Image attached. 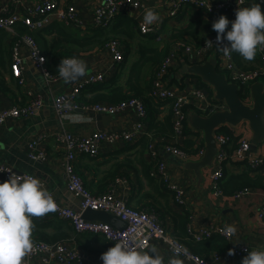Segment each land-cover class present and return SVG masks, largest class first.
Wrapping results in <instances>:
<instances>
[{
  "label": "built area",
  "instance_id": "built-area-1",
  "mask_svg": "<svg viewBox=\"0 0 264 264\" xmlns=\"http://www.w3.org/2000/svg\"><path fill=\"white\" fill-rule=\"evenodd\" d=\"M83 0L66 4L60 0H36L31 4L24 3L23 0H9L0 5V29L9 31L13 37L11 46V70L20 86L27 84L28 69L33 68L38 71L47 84H52L62 77L56 72H52L48 65L47 55L44 53L39 40L32 34L50 25L54 20L71 26L81 32L88 31L94 27H108L120 14L121 10H126L130 16L137 21L138 28L142 34L156 35V40L160 41V22L151 25L144 23V15L147 5L142 0H105L104 3L96 7L91 19L85 17L79 4ZM168 16L177 17L179 14L195 9L203 14L219 18L226 16L229 21L235 19V12L238 8L250 7L256 0H168ZM9 3L13 4L12 7ZM135 11V13H132ZM21 23L27 27V31L19 32L16 25ZM217 34H210L199 45L196 46L188 41H178L172 44L170 53L157 67L152 79L150 95L156 100L171 101L172 106V126L173 135L170 138L154 139L148 145V155L153 164L151 176L159 179L174 194V201L178 207L185 208L188 203L187 191L184 186L174 182L168 170L164 155L173 154L180 159L195 157L200 159L206 150L203 134L195 138V152L189 153L185 149V141L188 139L187 114L191 110L197 111L203 116H207L214 111L226 108V104L213 97L206 87H200L195 77L183 79L181 85H171L169 82V72L176 69L182 63L204 62L208 56L218 57V68L227 74L229 80L240 87L249 86L256 80L264 81V46L258 48L260 64L253 69H243L237 66L234 61V53L224 55L220 50L223 45L216 44ZM212 41L209 46L206 41ZM227 44V41H224ZM115 63L122 62L125 58L124 48L120 40L111 39L105 44ZM81 60L80 51L71 56ZM110 68V67H109ZM105 72H92L87 78L75 83L67 90L57 94L53 98V107L57 115L63 119L72 111H82L83 113L119 114L126 111H134L135 120L129 128L117 130H96L87 136L75 135L65 130L56 132L55 137L65 150L63 166L65 171L66 186L71 191L80 196L78 208L63 205L56 198L54 192L44 187L53 196L57 211L51 212L58 218L68 221L79 233H92L105 237L112 243L121 241L127 242L137 249L147 250L152 241L163 240L170 252L173 254L174 247L188 249V256L180 258L190 264H213L209 258L200 256L191 251L181 240L168 232L164 222L154 210L135 207L126 199L118 196L113 187L105 192L93 193L84 183L81 175L76 170V162L80 155L96 157L103 144H114L119 141L134 142L139 140L144 133L147 106L142 98L131 97L121 102L97 101L80 102L79 94L86 87L104 82ZM29 101L24 104H13L11 106L0 107V128L9 121L19 117H30L38 114L44 106V98L41 93L30 89L27 92ZM250 103V95L245 99ZM239 131L230 129L229 132L217 131L219 153L215 157L213 169L208 173L210 180L209 188L216 196H225L221 181L224 170L229 163H237L252 172L262 171L264 174V140L256 149L251 148V138L253 132L247 122L242 123ZM49 138L48 132H41L34 139L28 142L27 152L31 159L44 162L48 159L43 143ZM8 170H13L22 176H33L27 172H18L14 167L0 163V177L3 180L9 178ZM253 189L244 188L231 195L236 200L242 199ZM264 198V191H262ZM87 209L105 211L118 216L126 222L123 229L116 228L110 223L98 220H89L84 217ZM258 217L264 219V202L258 211ZM194 215L191 213L188 225V234L195 242H202L214 235H226L227 226L218 225L216 227L197 226L194 222ZM230 248L235 250V255L242 257L253 250H262L247 243L232 244ZM214 261L221 259V253H214ZM40 261L44 264L58 262L61 264H103L87 256L77 246L67 242H47L34 241L32 252L25 257V264Z\"/></svg>",
  "mask_w": 264,
  "mask_h": 264
},
{
  "label": "crops",
  "instance_id": "crops-1",
  "mask_svg": "<svg viewBox=\"0 0 264 264\" xmlns=\"http://www.w3.org/2000/svg\"><path fill=\"white\" fill-rule=\"evenodd\" d=\"M9 0H0V5ZM24 3L31 4L36 0H23ZM66 4L75 2V0H60ZM105 0H83L79 6L85 14V17L91 19L96 7L102 5ZM147 5V10L153 9L159 17L160 34L162 39L156 40L153 36L152 40L147 39L149 35H143L140 31L139 37L135 39L125 38L120 39L125 56V67L123 74L120 77V83L124 84L129 74V66L138 60L141 56L140 45L150 44L152 47L162 48L168 43V36L175 28H184L190 21L198 19H207L216 21L218 18L198 12L195 9H190L187 12L181 13L177 17L168 16L169 1L168 0H142ZM12 7L13 4L9 3ZM132 13H135L133 11ZM119 15L130 16L128 11L121 10ZM132 18V17H131ZM57 21V20H54ZM53 21V22H54ZM116 20L115 22H117ZM59 22V21H58ZM114 22V23H115ZM158 22V21H156ZM61 23V22H59ZM137 23V21H136ZM67 30L74 32L75 28L66 26ZM111 25V24H110ZM109 25V27H110ZM100 29V27H96ZM94 28V30H96ZM77 30V29H76ZM7 31V30H6ZM9 32V31H8ZM94 31L82 33L84 36L92 35ZM54 38V35L49 39ZM125 38V39H124ZM127 39V40H126ZM13 43L12 34L7 33L3 39L0 38V59L4 65L0 63V107L11 106L13 104L27 103L30 99L27 92L32 89L35 92L41 93L44 98V106L40 112L30 117H19L9 121L0 128V163H6L14 167L18 172H27L40 179L41 182L50 188L56 198L63 205L78 208L80 205V196L71 192L66 186L65 169L63 160L65 150L55 137L56 132L65 130L75 135L87 136L96 130H117L122 131L130 127L135 120L134 111L121 112L119 114H103L110 115V119H97L99 113H83L82 111H72L61 119L54 107L53 98L57 94L67 90L75 83L87 78L92 72H105L106 80L110 81L115 77V73L120 69L122 62L115 63L112 54L107 51L105 46H95L88 50L80 51L81 60L86 62V74L72 81H65L63 78L47 84L43 76L33 68L28 69L27 84L20 86L16 78L11 73V46ZM130 57L133 61L130 62ZM183 65L178 66L179 69ZM110 67V68H109ZM151 64L147 63L144 67L146 73H150ZM54 69V67H50ZM181 82L187 79V76H179ZM176 85V84H174ZM97 84L86 87L79 94L80 102H90L97 91ZM156 110L153 117L162 119L169 110V105H154ZM150 121H146L144 133L141 136L151 135L152 130L149 128ZM189 128V127H188ZM190 129V128H189ZM234 129L228 126L227 130ZM234 131H239L234 129ZM41 132H48L49 138L45 141L42 147L48 154V159L44 162L33 160L27 152L28 142L34 139ZM188 139L195 140L196 136L201 135L200 130H187ZM134 142L119 141L114 144H103L100 152L96 157L80 155L76 162V170L81 175L86 186L93 193L105 192L111 187L116 191V194L136 207H146L155 201L159 203L160 219L164 222L170 234L179 232L178 227L173 219V213L181 214L183 212H191L194 215L197 226L216 227L218 225L230 226L234 225L237 228L235 235L229 242L231 245L239 243H247L251 246L264 250V219L258 217V211L263 205L264 198L262 189H253L252 192L246 194L242 199L236 200L229 195L216 196L213 194L210 186L208 173L213 169H205L204 186L208 193L205 198L201 190L196 189V177L192 170L182 168L177 165L175 160L177 156L166 153L164 155L168 170L171 173L172 180L184 186L187 191L188 203L187 207H178L174 201V194L166 187V185L157 179L158 190L154 185H150L145 175V164H152L148 155V151L143 149L140 140ZM158 139H161L158 138ZM184 160V159H182ZM186 160H197L195 157H190ZM241 175H250L251 177L263 176L262 171L252 172L244 166L237 163H229L224 170V176L221 184L231 178ZM159 180V181H158ZM4 180L0 177V182ZM162 191V195L159 193ZM39 221L47 223L53 221V225L49 227V231H57L62 236L59 242H67L70 245L77 246L81 251L87 254L88 257L102 262L100 256L102 253L112 247L114 243L100 235L92 233H79L71 224L62 219L55 217L51 212L39 217ZM220 236V235H214ZM213 236V237H214ZM223 237V236H222ZM150 246H155L159 254L164 259V264H168V260L173 256L163 240H154ZM148 250V249H147ZM145 250V251H147ZM228 250L221 253V259L214 261L213 256L210 261L213 264H242V257L236 255H227ZM182 259V258H181ZM184 261V264H190ZM31 264H44L40 261L31 262ZM49 264H61L51 262Z\"/></svg>",
  "mask_w": 264,
  "mask_h": 264
},
{
  "label": "trees",
  "instance_id": "trees-1",
  "mask_svg": "<svg viewBox=\"0 0 264 264\" xmlns=\"http://www.w3.org/2000/svg\"><path fill=\"white\" fill-rule=\"evenodd\" d=\"M116 20L118 21L115 22ZM214 22L215 21H210L207 19H198V20L190 21L189 24L184 28H175L173 32L168 36V43L164 45V47L162 48L152 47L150 44L147 43L140 45L141 56L138 60H135L129 66L130 69L129 74L124 84L120 83V77L123 74L122 69H124L125 67V63H124L126 61L125 59H124L125 61L123 60L122 64H120V69H118V71L115 73L116 74L115 77H113L108 82L104 81V82L96 83L98 85L97 91L99 92L94 96V99L91 100L90 102H97V101L121 102L131 97L142 98L147 106L146 121L147 122L150 121L149 128L150 130H152L150 136L146 135L143 138H141L140 144L142 148L148 151V145L152 140L158 139L160 137L166 139L172 137L173 102H171L170 100L169 101L156 100L154 97L150 95L154 73L157 67L163 62V60L170 53L172 44L174 42L188 41L196 46H199L206 39L208 35L217 34L212 28V24ZM230 27L231 24H229V29ZM16 29H18L19 32L27 31V27L21 23H18L16 25ZM89 30L94 31V33L89 36H84V34H82L80 30L75 29L74 32L69 31L65 27H63V24L59 23L58 21H54L47 27L34 32L37 35V39L39 40L44 53L47 55L49 67L52 66L54 67V69H51L52 72L57 71V68L63 58L73 55L75 51L88 50L97 45L104 47L105 44L111 39L119 40L120 37L121 39L123 37L135 39L140 36L138 35L140 30L138 28V24L136 23V20L129 16H123V15H118L111 23L110 27L109 26L100 27V29L96 28V30H94V27H92ZM7 33L9 32L0 29V38L3 39L5 35H7ZM52 35H54V38H52V40H49L48 38ZM153 36L156 39V35H151V34L147 37V39L152 40ZM1 50L2 49L0 46V51ZM233 53H234V61L237 64V66H239L240 68L253 69L260 64V55L258 50H257L256 58L253 61H245L238 53L235 52ZM10 56H11V52H10ZM0 63L4 65V62L1 59H0ZM147 63H150L152 66L149 74L146 73L144 70V67ZM186 63H191V62L188 61ZM186 63H182V65ZM219 70L223 72L221 69ZM183 76L195 77L200 87H206L209 90V88L201 82L199 77L192 75H183ZM168 77L171 85L174 84L178 86L181 85V81H180L181 79L178 78V69H174V68L171 69ZM240 95L243 99H245L249 95L248 86L241 87ZM162 103L169 105V110L162 119L156 120V118L153 117V114L156 111L154 109V105L155 106L162 105ZM24 104L26 103H23V105ZM227 128L228 126H222L218 131L229 132ZM186 129L190 131L188 126ZM185 149L189 153L195 152V141L193 139H187L185 141ZM145 167H146L145 175L148 179L149 184L152 186L154 185V187L158 190L157 179L151 176L152 165L145 164ZM221 185L224 195H229V196L233 195L235 192L242 190L244 188H250V189L259 188L264 190V177L263 176L251 177L250 175H241L231 178L228 181L222 183ZM159 193L162 195V191H160ZM147 209L154 210L159 215L160 210H159V203L157 202V197H155V201H153L150 204V206H148ZM172 213L176 226L179 229V232L178 233L174 232L173 236L181 240L194 253L210 259V257L214 253L216 252L223 253L229 249V242L222 236H214L202 242L193 241V239L188 234V225L190 222L191 212L187 211L181 214L175 212ZM32 220L34 225L31 235L32 242L41 240V241L55 243L61 240L62 236L58 234L56 230L55 231L48 230L49 227L53 225V221L44 223L39 221V217H33Z\"/></svg>",
  "mask_w": 264,
  "mask_h": 264
},
{
  "label": "clouds",
  "instance_id": "clouds-1",
  "mask_svg": "<svg viewBox=\"0 0 264 264\" xmlns=\"http://www.w3.org/2000/svg\"><path fill=\"white\" fill-rule=\"evenodd\" d=\"M159 19V15L151 9L144 15V23L147 25ZM212 28L217 33L216 44L223 45L220 50L226 56L235 52L245 61H253L258 48L264 46V11L259 3L238 8L235 19L231 22L226 16H220L212 24ZM206 43L210 46L213 42L209 40ZM58 70L59 75L67 82L85 75L87 66L85 61L75 57L63 58ZM8 172L9 178L0 182V264H25V257L33 250L32 218L57 211V204L40 179L22 176L13 170ZM236 232L234 225L227 226L228 237ZM227 255L234 256L235 250L228 249ZM181 256L187 257L188 249L174 247L168 264H184ZM100 259L103 264H164V259L155 246H150L145 251L130 246L125 241L108 248ZM242 264H264V250L248 252L243 257Z\"/></svg>",
  "mask_w": 264,
  "mask_h": 264
},
{
  "label": "water",
  "instance_id": "water-1",
  "mask_svg": "<svg viewBox=\"0 0 264 264\" xmlns=\"http://www.w3.org/2000/svg\"><path fill=\"white\" fill-rule=\"evenodd\" d=\"M261 5L264 11V0H256L255 4ZM153 10V9H151ZM154 11V10H153ZM218 57L210 55L204 62L186 63L180 69L178 75H192L200 78L201 82L209 88L213 97L226 104V108L212 112L207 116L191 110L187 114L186 123L190 129L200 130L203 134L206 150L198 160H182L177 158L176 164L182 168L192 170L196 177V189L201 190L206 198L207 189L204 186L205 169L214 166L215 157L219 153L217 131L222 126L238 128L247 122L253 132L251 148L256 149L264 140V81L256 80L248 86L250 103L240 95L241 87L231 82L226 73L218 68ZM110 119V115L99 113L97 119ZM84 217L89 220H98L110 223L116 228L123 229L126 222L118 216L105 211L87 209Z\"/></svg>",
  "mask_w": 264,
  "mask_h": 264
},
{
  "label": "rangeland",
  "instance_id": "rangeland-1",
  "mask_svg": "<svg viewBox=\"0 0 264 264\" xmlns=\"http://www.w3.org/2000/svg\"><path fill=\"white\" fill-rule=\"evenodd\" d=\"M162 18V17H161ZM161 18L158 20V21H160L161 20ZM82 33H84V31H82ZM36 38H37V35L33 32L32 33ZM49 39V38H48ZM49 40H52V39H49ZM77 51H75L74 53H76ZM130 62H132L133 61V58H131L130 57V60H129Z\"/></svg>",
  "mask_w": 264,
  "mask_h": 264
}]
</instances>
